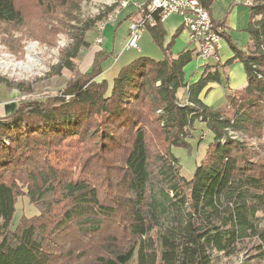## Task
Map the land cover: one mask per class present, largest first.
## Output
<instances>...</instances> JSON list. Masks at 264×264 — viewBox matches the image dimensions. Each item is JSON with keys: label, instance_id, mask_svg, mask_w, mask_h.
Wrapping results in <instances>:
<instances>
[{"label": "trees", "instance_id": "1", "mask_svg": "<svg viewBox=\"0 0 264 264\" xmlns=\"http://www.w3.org/2000/svg\"><path fill=\"white\" fill-rule=\"evenodd\" d=\"M198 2L210 12L213 0ZM250 2L248 45L220 32L233 56L203 65L197 82L184 69L199 53L173 56L153 14L146 30L162 59L135 58L109 84L95 79L112 53L96 48L58 96L19 99L0 117V264H221L240 248L241 264H264V0ZM0 23L23 25L15 0H0ZM213 23L222 28L225 18ZM92 25L62 68L75 72ZM234 61L246 76L240 89L222 80ZM222 83L225 105L206 106L201 96ZM196 123L212 138L186 179L172 149H191ZM22 196L39 215L13 228Z\"/></svg>", "mask_w": 264, "mask_h": 264}, {"label": "rangeland", "instance_id": "2", "mask_svg": "<svg viewBox=\"0 0 264 264\" xmlns=\"http://www.w3.org/2000/svg\"><path fill=\"white\" fill-rule=\"evenodd\" d=\"M47 2L48 0H15L16 8L20 10L24 19L23 25L0 23V78L4 79L5 88L15 89L21 94L20 99L34 100L58 96L67 83L73 80L77 74L76 69L84 71L90 66L93 51L99 47L104 49V43L109 40L110 35L108 36L107 24L101 32L103 24L111 23V21L114 23L121 9L126 7V5L121 6L122 0H83L78 4L51 10ZM233 6L234 4L231 3L230 7L225 9L221 18L222 20L225 18V22H227L228 14ZM237 11L239 12L236 22L238 28H233L228 37L236 46L238 45V48L245 49L248 45V35L244 32V28L249 21V9L246 6H241L236 7ZM170 20L172 25H175L174 20L177 19L172 16ZM91 21H93V25L84 33L85 40L90 46L88 49H82L77 59L73 60V64L76 66L75 72L62 68L61 59L71 51L77 36L84 32L85 24ZM129 26L130 24L126 20L120 23L116 32L115 45V54L120 55L116 60L112 58L104 65L105 69L107 67L110 69L114 65L113 75L122 65L135 58L147 56L160 60L163 57L161 48L153 42L147 32L141 34L143 37L139 41L140 53L136 50H125L124 45ZM100 32L103 39L101 46L96 43ZM174 33H169L164 47L171 41ZM184 49L192 50L193 46L178 35L170 46V51L175 56ZM198 65L200 66V60L194 58L185 67L186 82L190 83L195 78L193 75L196 73ZM108 75L111 74L108 73ZM100 80L98 77L95 79L97 82ZM181 92L182 90H179L177 96ZM224 94L222 98L211 105L212 109H219L225 105ZM196 124L193 138L189 140L192 144L191 149H172V154L178 159L181 166L180 174L186 179L191 178L196 165L204 157L206 147L212 138L204 125ZM115 176L117 177V175ZM15 208L13 228L22 217L31 218L39 215V210L29 202L26 196L18 198ZM96 244L92 248L97 251L100 247ZM241 250L242 248L231 259H222L221 264H241L244 257V251Z\"/></svg>", "mask_w": 264, "mask_h": 264}, {"label": "crops", "instance_id": "3", "mask_svg": "<svg viewBox=\"0 0 264 264\" xmlns=\"http://www.w3.org/2000/svg\"><path fill=\"white\" fill-rule=\"evenodd\" d=\"M146 1L147 0H122V2H126L127 4H126V7H123L121 9V11H120L118 17L116 18L115 22L113 23L111 21V23L106 22L103 24L101 32H103L105 25L107 24L108 36L110 35L109 40L105 41V43H104V49L103 50L112 53V56L109 57L108 59H105V61L102 63V73H101V75L98 76V78L101 79L100 81L106 80L110 84L112 81L111 79L114 77L113 72H112L114 65L110 69L108 67H107V69H105L104 65L107 64L109 60H112V58L114 60H116L120 55V54L119 55L115 54L116 32L119 28L120 23L122 21L126 20L130 24L132 19L138 16L137 7L143 6V3H146ZM231 3H233L234 6L231 9L230 13L228 14L227 22L224 23L222 28L220 27L222 30L221 32H224L226 35H228V34L231 35L230 31H232V29L235 27L238 28L236 26V22L238 21V16H239L238 13L239 12L238 11L236 12V7H241V6L247 7V5L244 4V0H213V3L210 7V12H209L211 19L215 23H217L219 20H221L223 14L225 12V9L229 8ZM247 9H249V8L247 7ZM172 16H174L177 19V20H174L175 25H172V22L170 20V17H172ZM161 24H162V29L165 33L163 46L165 45L167 38H169L168 37L169 33H172V32L177 33L178 32L176 37L173 38V35H175V33L172 35V39L169 43L172 45V43H174V41L178 37V35H180L181 38L186 41V43L193 46L192 50H195V53H198V46L196 43L191 42L189 40L188 31L183 27L181 18H179L176 15H170V16L166 17L161 22ZM246 27H247V25H246ZM245 28H244V32H245ZM101 32H100L101 44L99 46H101L103 44ZM145 32L150 34L147 30H145L143 33H145ZM150 36H151V34H150ZM142 37L143 36L141 35L140 40L142 39ZM248 42H249V37H248ZM138 47H139V44H138ZM108 48H110V49L108 50ZM99 49H102V48L99 47ZM136 51L140 53L141 49L138 48V50H136ZM232 56H233V53L230 50L228 43L223 38H221V41L219 43V48L217 50V54L215 57H209L208 59H202L201 57L198 56L195 58V59L200 60V66L198 65L197 71L193 75V78H194V76H195V78L190 83H193L195 81L197 82L198 78L200 77V75L202 73L201 69H202L203 65H205L206 63L212 64V63L218 61L220 64H224L227 60L231 59ZM108 73H110L111 75H108ZM221 74H222L223 82L226 83V87L229 89H240L246 85V76L244 73L243 65L237 61H234L229 66H226L225 68H223L221 70ZM185 78H186V73L184 71V79ZM209 87H210V91L206 95H202L201 98H202V102L206 106L211 107V105L216 100L222 98L224 91H225V88L223 86V83H222V85L210 84ZM184 97H185V94L183 92H181V94L178 96V98L180 100H183ZM20 98H21V94L17 90L5 88L4 85L1 84L0 85V117H5V116L11 115L15 111L17 101Z\"/></svg>", "mask_w": 264, "mask_h": 264}, {"label": "built area", "instance_id": "4", "mask_svg": "<svg viewBox=\"0 0 264 264\" xmlns=\"http://www.w3.org/2000/svg\"><path fill=\"white\" fill-rule=\"evenodd\" d=\"M121 4L123 7L127 3ZM146 4L145 7H137L139 13L130 23L125 50H138L141 34L147 26L154 28L157 23L155 17L162 22L166 17L176 15L181 18L183 27L188 31L189 40L197 44L199 57L208 59L216 56L221 41L219 33L222 30L220 27H215L209 12L198 0H149ZM244 4L249 5L251 2L244 0ZM153 14L156 16L153 17ZM96 43L101 44L100 37L96 39Z\"/></svg>", "mask_w": 264, "mask_h": 264}]
</instances>
